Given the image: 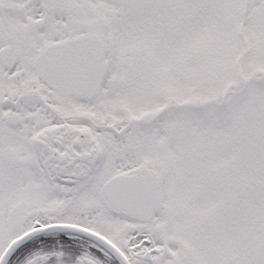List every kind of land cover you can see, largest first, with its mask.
I'll use <instances>...</instances> for the list:
<instances>
[{"label": "snow or ice", "instance_id": "1", "mask_svg": "<svg viewBox=\"0 0 264 264\" xmlns=\"http://www.w3.org/2000/svg\"><path fill=\"white\" fill-rule=\"evenodd\" d=\"M0 264H264V0H0Z\"/></svg>", "mask_w": 264, "mask_h": 264}]
</instances>
